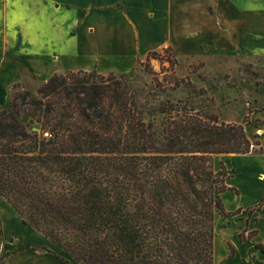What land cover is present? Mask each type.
<instances>
[{
	"label": "trees",
	"instance_id": "obj_1",
	"mask_svg": "<svg viewBox=\"0 0 264 264\" xmlns=\"http://www.w3.org/2000/svg\"><path fill=\"white\" fill-rule=\"evenodd\" d=\"M123 77L67 71L34 95L13 86L0 110V197L67 264H214V216L241 209L225 211L221 195L238 194L226 185L234 171L222 162L215 171L213 158L262 148L242 124L179 100L144 112Z\"/></svg>",
	"mask_w": 264,
	"mask_h": 264
},
{
	"label": "crops",
	"instance_id": "obj_2",
	"mask_svg": "<svg viewBox=\"0 0 264 264\" xmlns=\"http://www.w3.org/2000/svg\"><path fill=\"white\" fill-rule=\"evenodd\" d=\"M221 3L222 0H0V34L12 53L24 60V70L40 84L67 71L121 75L131 72L153 51L170 47L176 54L187 56L201 50L209 30L218 26L213 15L223 11ZM4 76L0 74V96L9 94L10 87L23 79L19 72L6 80ZM259 174H264V170ZM235 190L238 194H222L226 212L242 208L235 204L225 208L229 192L233 197L239 196V190ZM263 198L260 196L258 202ZM263 212L264 204L254 212V229L248 231H254V236L242 242L238 235L247 232L250 218L228 217L232 220L220 228L222 255L217 264H264V250L257 247L264 246V225L260 220ZM0 215L5 230L0 264L71 261L65 251L24 225L3 197Z\"/></svg>",
	"mask_w": 264,
	"mask_h": 264
},
{
	"label": "rangeland",
	"instance_id": "obj_3",
	"mask_svg": "<svg viewBox=\"0 0 264 264\" xmlns=\"http://www.w3.org/2000/svg\"><path fill=\"white\" fill-rule=\"evenodd\" d=\"M221 7L223 11L213 15L218 26L209 30L201 50L181 56L170 47L163 48L156 51V56L147 55L131 72L121 75L144 112L159 101L179 100L215 115L219 122L242 124L250 141L260 144L262 157L222 154L213 158L215 171L221 162L227 170L234 171L226 185L239 190V196L233 197L229 192L225 208L234 204L242 207L232 219L250 218L247 232L236 233L242 242L253 234L248 231L254 229L255 214H249L247 208L264 195V174H259L264 170V0H222ZM211 13L214 14L213 8ZM12 52L0 34V74L5 75V80L17 72L23 75L21 82L10 87L9 94L0 96V110L10 108L13 86H17L16 91L25 90L34 95L42 85L24 70V60ZM171 77L179 81L178 88L168 94L163 89ZM20 121L27 124L28 119L21 116ZM28 129L38 132L39 126L31 124ZM221 199L223 203V195ZM232 219L214 216L213 231H217L214 264L222 255L220 228ZM260 220L261 226L264 225V212ZM4 236L0 217V246L5 242Z\"/></svg>",
	"mask_w": 264,
	"mask_h": 264
}]
</instances>
